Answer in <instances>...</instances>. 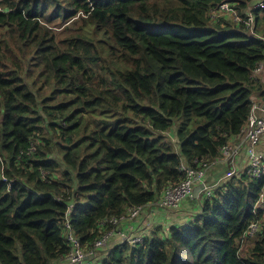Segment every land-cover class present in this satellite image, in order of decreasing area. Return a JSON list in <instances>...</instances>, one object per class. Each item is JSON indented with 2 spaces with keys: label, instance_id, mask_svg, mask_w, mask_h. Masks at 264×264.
Instances as JSON below:
<instances>
[{
  "label": "trees",
  "instance_id": "obj_1",
  "mask_svg": "<svg viewBox=\"0 0 264 264\" xmlns=\"http://www.w3.org/2000/svg\"><path fill=\"white\" fill-rule=\"evenodd\" d=\"M260 1L0 0V158L15 179L0 176V264H73L66 219L88 245L111 228L100 220L221 156L264 100V39L212 13L229 2L244 19ZM76 13L57 37L49 24ZM253 14L264 35V5ZM263 191L264 172L237 168L191 218L165 217L98 264H264Z\"/></svg>",
  "mask_w": 264,
  "mask_h": 264
},
{
  "label": "built area",
  "instance_id": "obj_2",
  "mask_svg": "<svg viewBox=\"0 0 264 264\" xmlns=\"http://www.w3.org/2000/svg\"><path fill=\"white\" fill-rule=\"evenodd\" d=\"M264 5V0L257 2L250 10L247 11V18L241 19L236 10L229 2L221 3L216 10L212 13L213 19H219L220 14L226 15V18L232 17L234 21H242L250 33L257 35L261 39H264V35L256 32L254 28V14L253 10L261 8ZM253 76L264 80V58L253 69ZM258 111H261L258 113ZM264 134V107L257 100H252V104L248 113L245 127L241 134H239L234 141L223 145L220 148L221 156L213 162L203 160L194 167H183L185 170V177L183 180L176 184H170L163 189L161 196L153 203L146 205H134L127 207L125 213L119 216L106 217L99 221L98 228L106 229L99 238L95 239L88 245L82 244L78 236H76L66 219L64 221V233L66 243L68 245V253L66 258L73 264H98V251L102 250L111 240L115 237L121 240L120 243H126L130 245H136L142 242L143 237L139 234H132V227L135 225L137 219L142 213L153 205L159 207H179L183 200L190 198L193 194V189L196 185L203 184V188L200 189L201 196L209 197L213 191V188L218 185L223 179L229 177L237 171L236 160L242 151H247V171L253 177H259L264 172L263 161L264 157L262 153L257 149V145L260 142L262 135ZM28 153L35 150L33 143H30L27 148ZM228 163L227 171L219 177L215 183L206 184L203 182L207 169L210 165H213L216 161ZM3 160L0 158V171L1 179L7 185L13 182L15 179L8 180L4 176ZM200 196V197H201ZM260 199L264 200V191L260 194ZM69 211V210H68ZM250 234L257 230V225L252 223L249 225Z\"/></svg>",
  "mask_w": 264,
  "mask_h": 264
},
{
  "label": "crops",
  "instance_id": "obj_3",
  "mask_svg": "<svg viewBox=\"0 0 264 264\" xmlns=\"http://www.w3.org/2000/svg\"><path fill=\"white\" fill-rule=\"evenodd\" d=\"M260 103L264 107V100H260ZM260 112L261 111H258V113H260ZM259 145L264 146V134L262 135L260 142L257 145V149L262 153V155L264 157V152L260 149ZM247 159H248L247 151L246 152L242 151L236 160V167L239 169L247 168ZM228 165H229L228 163L221 162L220 160L215 162L213 165H210V167L206 171L203 182H205L206 184L215 183V181L227 171ZM200 196H201L200 193H198L197 196H194L192 194V196L190 198L183 200L181 202V204L179 205V207L176 209L164 210V209H159V208L155 209L154 207H150L148 210L149 213H151L150 217H148V219L145 218L146 222L143 223L142 221L144 220V214H145V211H144L142 213V215L137 219L135 225L132 227V230H131L132 234H140L143 236L149 234L153 230V228L158 226V225H155V220H154L155 214L154 213H159L161 210L164 211L163 214L167 218V221L169 223H173V222H177V221H180V222L186 221L188 218H191V216L193 215L192 212H195V210L197 211L199 209V197ZM155 210H157V211H155ZM164 221L165 220L163 219V223H165ZM160 225H163V224H160ZM114 244H116V238L115 237L111 238V240L103 248V250L104 249L107 250L110 246H112Z\"/></svg>",
  "mask_w": 264,
  "mask_h": 264
},
{
  "label": "rangeland",
  "instance_id": "obj_4",
  "mask_svg": "<svg viewBox=\"0 0 264 264\" xmlns=\"http://www.w3.org/2000/svg\"><path fill=\"white\" fill-rule=\"evenodd\" d=\"M80 16H83V14L82 13H76L67 23H64V22H60L58 19L57 20H54V21H52L50 24H49V26H50V28L51 29H53L54 30V32L56 33V35H57V37H63L66 33H69V32H71V31H75L76 30V28H77V25H78V23H79V17ZM5 40L7 41V37L5 36ZM8 42V41H7ZM18 56H14V58L16 59ZM259 147H260V149L264 152V146L262 145H259ZM263 168H264V161H263ZM57 175H59L58 173H57ZM55 176H56V173H55ZM152 207H154L155 209L156 208H159L158 207V205H153ZM159 209H162V208H159ZM149 208H147L146 210H145V214H144V220L142 221L143 223L144 222H146V220H145V218H147L148 219V217H150V214L151 213H149ZM155 211H157V210H155ZM164 211L163 210H161L159 213H154L155 214V218H154V220H155V225H160V224H163L164 225V223H163V219L165 218V216H164ZM158 214V215H157ZM262 224H261V229H263L264 230V221H262L261 222ZM249 233H251V232H249ZM140 235V234H139ZM143 236V235H142ZM121 242V240H118L117 241V239H116V243H120ZM247 247H248V243H246L244 246H243V248H242V251L241 252H244L246 249H247ZM107 250H99L98 251V254H100L98 257H99V259L103 256V255H106V252ZM99 259H98V263H99Z\"/></svg>",
  "mask_w": 264,
  "mask_h": 264
},
{
  "label": "water",
  "instance_id": "obj_5",
  "mask_svg": "<svg viewBox=\"0 0 264 264\" xmlns=\"http://www.w3.org/2000/svg\"><path fill=\"white\" fill-rule=\"evenodd\" d=\"M202 188H203V184L196 185V186L194 187V189H193V195H194V196H197L198 193L200 192V189H202Z\"/></svg>",
  "mask_w": 264,
  "mask_h": 264
},
{
  "label": "clouds",
  "instance_id": "obj_6",
  "mask_svg": "<svg viewBox=\"0 0 264 264\" xmlns=\"http://www.w3.org/2000/svg\"><path fill=\"white\" fill-rule=\"evenodd\" d=\"M1 172V171H0ZM1 176V175H0Z\"/></svg>",
  "mask_w": 264,
  "mask_h": 264
}]
</instances>
